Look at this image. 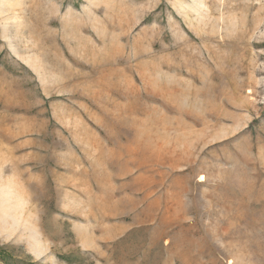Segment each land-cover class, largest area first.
Segmentation results:
<instances>
[{"label": "rangeland", "instance_id": "374dc122", "mask_svg": "<svg viewBox=\"0 0 264 264\" xmlns=\"http://www.w3.org/2000/svg\"><path fill=\"white\" fill-rule=\"evenodd\" d=\"M0 264H264V0H0Z\"/></svg>", "mask_w": 264, "mask_h": 264}]
</instances>
